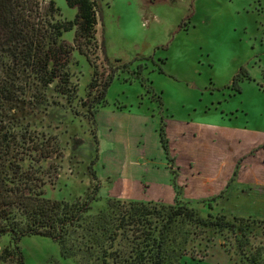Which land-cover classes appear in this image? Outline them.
Returning a JSON list of instances; mask_svg holds the SVG:
<instances>
[{
    "label": "rangeland",
    "instance_id": "1",
    "mask_svg": "<svg viewBox=\"0 0 264 264\" xmlns=\"http://www.w3.org/2000/svg\"><path fill=\"white\" fill-rule=\"evenodd\" d=\"M40 1L43 14L50 1L59 9L55 18L71 20L76 14L65 0ZM98 3V47L92 55L98 69L131 64L108 88L95 127L82 104L93 66L77 52L69 66L78 88L75 100L68 103L52 85L46 89L47 104H26L16 114L59 139L62 156L43 164L56 167L46 196L72 201L99 182L95 209L108 198L169 204L174 181L186 199L199 201L203 215L202 200L215 197L213 212L255 219L251 247L264 245V0ZM73 35L63 37L72 41ZM161 124L168 158L159 141ZM212 235L205 257L197 249L201 260L187 256L180 264H245L234 238ZM7 242L1 240L0 251ZM20 246L25 264L59 258L58 245L45 237L26 236Z\"/></svg>",
    "mask_w": 264,
    "mask_h": 264
},
{
    "label": "trees",
    "instance_id": "2",
    "mask_svg": "<svg viewBox=\"0 0 264 264\" xmlns=\"http://www.w3.org/2000/svg\"><path fill=\"white\" fill-rule=\"evenodd\" d=\"M65 2L76 9L71 20L55 18L59 9L53 1L43 14L40 0H0V242L8 238L0 264H25L20 241L26 236L45 237L58 245L59 258L46 264H180L187 256L205 257L214 244L213 233L227 241L234 238L245 264H264V245L251 247L255 219H228L213 212L215 197L202 200L207 208L203 215L196 206L199 201L186 199L174 181L175 196L169 204L108 198L102 209H95L94 203L101 201L99 182L85 197L72 201L46 196L51 169L56 167L49 163L46 169L43 164L62 156L59 139L22 123L16 114L26 104H47L46 89L52 85L68 103L75 100L78 88L69 66L77 52L93 66L82 104L95 127L98 106L107 104L108 88L131 64L116 59L121 65L100 71L92 57L98 47V0ZM71 31L72 41L64 39ZM102 52L109 62L104 45ZM164 127L161 124L159 141L168 158ZM197 249H202V258L195 257Z\"/></svg>",
    "mask_w": 264,
    "mask_h": 264
}]
</instances>
